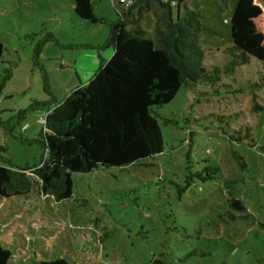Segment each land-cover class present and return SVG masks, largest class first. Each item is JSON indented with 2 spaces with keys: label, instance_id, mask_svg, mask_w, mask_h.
Instances as JSON below:
<instances>
[{
  "label": "rangeland",
  "instance_id": "obj_1",
  "mask_svg": "<svg viewBox=\"0 0 264 264\" xmlns=\"http://www.w3.org/2000/svg\"><path fill=\"white\" fill-rule=\"evenodd\" d=\"M91 1L100 22L78 18L72 0H0V74L12 71L0 93V146L15 168L43 157L35 139L44 108L86 84L111 56L109 25L125 10ZM175 2L173 18L177 11L200 15L207 30L201 63L218 69L215 79L182 86L153 107L161 154L121 169L72 173V195L58 202L27 172L26 195L0 198V247L11 264L58 257L70 264H264V66L252 56L229 65L237 0ZM136 17L153 38V12L134 10L128 29ZM48 34L53 40L43 42ZM207 171L212 179L201 181Z\"/></svg>",
  "mask_w": 264,
  "mask_h": 264
},
{
  "label": "trees",
  "instance_id": "obj_2",
  "mask_svg": "<svg viewBox=\"0 0 264 264\" xmlns=\"http://www.w3.org/2000/svg\"><path fill=\"white\" fill-rule=\"evenodd\" d=\"M72 2L78 18L101 21L91 0ZM175 6L178 9L175 0H134L110 23L106 42L112 47L109 59H101L96 74L69 92L61 103L44 108L45 124L35 139L41 146L42 159L33 166L15 168L2 155L6 147L0 146V198L26 195L31 188L26 173L30 172L37 177L43 195L63 201L72 195V173L121 169L163 152V136L153 107L169 103L182 86L212 82L218 74V69L208 72L201 63L200 41L207 30L200 15L186 10L173 18ZM138 9L153 12V38L137 17L132 29L127 28V18ZM230 33V52L234 53L231 67L247 63L249 56L264 66V0H237L230 17ZM52 40L48 34L43 42ZM39 50L36 48L33 60ZM3 52L0 42V61ZM11 75V68L0 74V93ZM24 116L21 112L20 120ZM210 175L207 171L200 180H210ZM231 183L226 181L225 186L230 188ZM11 263L10 251L0 247V264ZM38 264L70 263L58 257ZM150 264L163 261L154 259Z\"/></svg>",
  "mask_w": 264,
  "mask_h": 264
},
{
  "label": "built area",
  "instance_id": "obj_3",
  "mask_svg": "<svg viewBox=\"0 0 264 264\" xmlns=\"http://www.w3.org/2000/svg\"><path fill=\"white\" fill-rule=\"evenodd\" d=\"M111 1L117 2V4L120 5L123 8V10H126L127 8L131 6L134 0H111ZM46 115L47 113L45 114L44 118L40 119V121L43 123V126L45 124Z\"/></svg>",
  "mask_w": 264,
  "mask_h": 264
},
{
  "label": "crops",
  "instance_id": "obj_4",
  "mask_svg": "<svg viewBox=\"0 0 264 264\" xmlns=\"http://www.w3.org/2000/svg\"><path fill=\"white\" fill-rule=\"evenodd\" d=\"M124 11H120V13H123ZM133 14V13H132ZM139 19V18H136V20ZM141 22V19L139 20V24ZM112 53V52H111Z\"/></svg>",
  "mask_w": 264,
  "mask_h": 264
},
{
  "label": "water",
  "instance_id": "obj_5",
  "mask_svg": "<svg viewBox=\"0 0 264 264\" xmlns=\"http://www.w3.org/2000/svg\"><path fill=\"white\" fill-rule=\"evenodd\" d=\"M177 15H178V11H177L176 17H177Z\"/></svg>",
  "mask_w": 264,
  "mask_h": 264
}]
</instances>
